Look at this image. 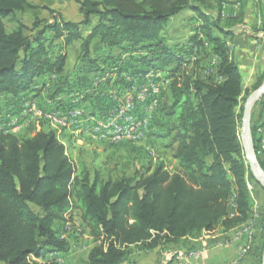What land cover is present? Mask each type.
Listing matches in <instances>:
<instances>
[{
	"label": "trees",
	"instance_id": "obj_1",
	"mask_svg": "<svg viewBox=\"0 0 264 264\" xmlns=\"http://www.w3.org/2000/svg\"><path fill=\"white\" fill-rule=\"evenodd\" d=\"M74 1L81 20L51 11V20L35 19L29 28L19 17L30 7L28 0H0V99L21 100L40 91L36 80L61 76L74 43L80 44L78 73L103 75L108 70L99 63L113 58H92V45L113 50L128 44L133 61L146 71L165 72L171 81L161 93L160 111L175 118L171 142L177 165L169 170L160 162L134 176H114L77 163L56 129L33 136L0 133V264H59L40 260L71 249L54 225L67 223L74 211L93 241L102 243L90 249L88 264H132L135 248L149 253L248 224L254 214L249 182L261 184L245 159L240 134L245 79L229 44L245 25L247 2L239 17L223 19L222 0L215 5L206 0ZM189 11L200 23L190 49L173 47L164 37L167 26ZM56 40L62 44L55 45ZM115 73L126 72L120 67ZM263 81L264 74L255 89ZM258 105L263 112L264 96ZM252 135L264 169L253 126ZM263 236L256 255L263 253Z\"/></svg>",
	"mask_w": 264,
	"mask_h": 264
},
{
	"label": "rangeland",
	"instance_id": "obj_2",
	"mask_svg": "<svg viewBox=\"0 0 264 264\" xmlns=\"http://www.w3.org/2000/svg\"><path fill=\"white\" fill-rule=\"evenodd\" d=\"M28 1L31 8L29 7L24 13L19 14V17L22 22L29 28L33 26L35 19L51 20V11H56L57 13L61 14L65 20L68 21L75 22L79 21L81 18L78 3L74 0ZM260 10L264 13V6H260ZM231 13L232 11L227 14L229 15ZM223 14L225 15L224 3L222 16H224ZM262 18L264 20V15H262ZM262 18L260 23L251 25L252 29L259 34L260 32L263 33V30L261 31L262 27H264V21L262 20ZM5 22L6 27L9 31L14 29V24L10 23L8 20H5ZM168 27L170 31H172L173 29L176 30L175 26L170 27L168 24ZM176 32L178 31L176 30ZM26 33L30 35L31 32L28 31ZM73 45H76V49L80 51L79 43H74ZM73 45L70 46L66 51L67 60H69L67 66L72 68L71 72H78L77 67L81 63L78 58L80 57V55H78V59L75 60L76 52L75 50L71 49ZM112 56L117 57L116 59H118V61L114 62L112 65L110 64L109 67H106L105 65V69L108 70H106L108 73L107 75H103L102 73H98L97 71L87 74L80 73V75H77V78L69 75L65 78H62V82L58 81L57 83L53 84H51L50 82L49 85L51 86V89L44 90V88L40 87V91L30 92L32 94H30L29 99L25 98L20 101V109L11 110L8 113H6L5 111V113H2L3 115H0L1 128L3 125V120L8 119L9 117L16 118L17 120L19 119L18 121L22 122L20 130L17 133H14L15 135L33 136L38 133V130L40 129V131L46 129L48 130L49 128L56 129L59 133L61 142L66 147L67 154L69 156H72V158L75 159L77 163L83 161L91 171L100 169L105 174H109L112 172L114 176H120L124 172L128 176H134L136 172L141 171L142 169H146L150 166L154 167L160 162L166 163L168 169L173 170L176 167L177 163L173 158L174 151L172 144L174 143L171 142L172 136H170V134H173L172 129L171 131L168 130L166 132L165 128L161 129L157 125L159 115H164L160 111L162 96L161 93L167 88L171 81L167 78L165 72H157L153 69L146 71V68L144 66H137L139 64L132 61V58V60L130 58H128V60H125L126 58H124L123 52L119 49L115 50V54L112 53ZM118 64L123 67L124 72L128 73H124L121 75L115 73L120 68ZM116 65L118 66L115 67ZM130 65H133L135 68H128ZM138 67V70L140 72L137 75H131L132 72L137 71L136 69ZM87 69L92 70L93 68H91V66H87ZM154 72L160 74H152ZM82 75H86V77ZM156 75H158L159 77H157ZM120 77H126L127 80L122 81ZM107 78H112L110 84L107 83ZM216 80L218 81L219 77L216 76ZM126 82L128 83L126 84ZM143 83H149L150 88L162 87L159 91L160 95H150L149 97H147L148 100L138 99L137 96L132 94L134 92L133 88L136 87V90H138L136 94H139V91L141 92L143 90V87L139 86L143 85ZM254 85L251 86L246 82V92L241 100V104L243 105V107H245L246 101L249 96L258 89H255ZM59 86L62 87V92L60 93H58L56 88ZM60 94L62 95L59 96ZM60 98L61 102L57 101ZM24 101L26 102L24 103ZM53 103H56L55 106L53 105ZM23 105H25V108H22ZM119 107H124L129 110L128 111L127 109H125V113H128L129 115V122L124 124V131H138V129H135L132 123L139 118L143 119L144 116L146 120H143L146 123V127L143 129V133L138 134L139 136L133 135L132 137L118 138V132H120L121 117L117 116L116 113H118ZM253 107L255 108V104ZM257 109L258 108H256L255 112L257 111ZM31 110H34L32 114L35 113L36 115H32L30 113ZM77 113L81 114L78 116H74V114L77 115ZM25 114L27 116L32 115L34 116V118L31 119V121L28 123L27 121L29 118H22V116H24ZM60 120H63V122H61ZM39 124H43L46 127L42 128V126ZM169 125L171 127V124ZM240 134L242 138V122ZM161 135L169 136L166 138H162ZM77 137H85L90 140L85 139L86 141H84V143L82 142V144L80 143L76 145L74 143V140H76ZM94 139H98V142H95ZM72 213L67 217L68 221H71L70 223H73L67 225V228L70 229V231H73L72 233H70L74 237L71 249L73 248V246L78 247L81 245V251L84 252L88 248H93L95 245H101V241L97 243L94 242L92 238L89 239L87 237H84L85 235H87V231L82 228L81 222H79L77 218L78 216H76L75 213L72 215ZM257 225L258 224L255 225V223H253V225H251L252 227L249 228V233L248 226L238 234H236L237 231H235L233 235L235 236L247 234L249 235V238H254L253 226ZM77 227L82 236H78V233L75 232V228ZM260 232L261 233H259L258 235L262 237L264 233L263 229H261ZM222 233L224 234L228 232H224L223 229H219L214 233L204 232L203 235L198 239H191L189 241H183L178 244L163 246L157 249L156 255L154 254L155 256H153L159 258L161 257L160 259L163 260L161 262H158L157 264H202V258L208 257L207 255H209L208 250L205 251V249L196 248L195 246H193V240L217 241L222 239V237H219ZM63 234H66L65 236L68 237L67 232ZM91 239L92 241H90ZM249 252L250 250L244 253L245 257ZM141 253L142 251L139 248H135L132 253V264H150L147 261H149V259L153 256L149 255L148 257H146ZM263 256L264 250L262 254H255L254 258L252 257V261L244 259L245 257L243 259L240 257L237 261H234L230 264H262ZM144 257L146 258L143 259Z\"/></svg>",
	"mask_w": 264,
	"mask_h": 264
},
{
	"label": "crops",
	"instance_id": "obj_3",
	"mask_svg": "<svg viewBox=\"0 0 264 264\" xmlns=\"http://www.w3.org/2000/svg\"><path fill=\"white\" fill-rule=\"evenodd\" d=\"M64 1H69V0H64ZM206 1L210 5H215L217 0H206ZM222 1L224 3V9H225V15L223 14L224 15L223 19L230 18V17H239L241 10H242V5L245 3V1L247 2L248 8L246 10V16L244 18L245 25L241 26L239 29L236 30L237 32L234 37L229 38V44L233 48L236 60L238 64L240 65L241 72L245 79V84L247 82L248 84L252 86L256 84L258 77L264 74V34H263L264 32L263 33L260 32L259 34L255 30H253L251 26V25H256L257 23L261 22L262 15H264V13L260 10V6H264V0H222ZM230 11H232V13L228 15L227 13H230ZM180 18H183V19H180ZM81 19H82V15H81L80 20ZM199 25L200 23L198 22L196 14L192 11L186 12L180 15L178 18L174 19L169 24L170 27L175 26L178 32H176L175 29L170 31L169 27L167 26L166 34L164 37L166 38V41L170 42L173 47H177V48L184 47V49L186 50L190 49V46H191L190 39L192 35L195 33V30ZM54 44L61 45L62 41L56 40ZM75 46L76 45H73L71 49L75 50L76 52L75 60H77L79 58L78 55H80V51H78ZM118 49L123 52L124 58H126L125 60H128V58L131 59L128 53V50L131 49V46L128 44H125L121 48L109 50L105 48L101 43L95 42L91 48V56L92 58H99L100 60H102L106 57H109V55L112 56V53L115 54V50H118ZM114 56H112L113 60L111 59V61L106 64L99 63L100 67L105 69L106 67H109L110 64L112 65L114 62L118 61V59H116L117 57H114ZM192 56L190 59L195 60L194 55ZM68 62L69 60H67L64 73L61 76H47V77L36 80L37 89H39L40 87L44 88V90L51 89V86L49 85L50 82L51 84L57 83L58 81L62 82V78H65L69 75L77 78V75H80V73H78L77 71L71 72L72 68L67 66ZM119 66L122 67L121 65ZM137 66H142V65L139 64ZM131 67L135 68L133 65H130L128 68H131ZM137 69H139V67ZM87 73L89 72H86V71L83 72V74H87ZM82 76L86 77V75H82ZM156 76L159 77L158 75ZM123 80L126 81L127 80L126 77H123ZM127 83L128 82H126V84ZM46 85H47V88H46ZM56 88H57V91L61 89L60 86ZM30 94L32 93L28 92L24 94L21 98L29 99ZM61 95L62 94H60L59 96ZM21 100H11L8 98H1L0 106L4 108L5 111L10 112L11 110L20 109ZM26 101H24V103ZM57 101L61 102V98L58 99ZM55 104L56 103H53L54 106ZM22 108H25V105H23ZM256 108L258 109L255 112ZM261 108H262L261 105H258L255 108L254 107L252 108L253 110L252 111V126L258 134V138L260 141L259 144L261 146V149L264 151V107H263V112ZM12 113H16V112H12ZM32 115L27 116L25 114L22 117L29 118L27 121L29 123L31 119L34 118V116ZM169 124H171L172 128L170 127ZM174 124H175L174 117H166L162 114L159 115L157 125L161 129L165 128L166 132L168 130L171 131L172 129V132H173ZM39 125H41L42 128L46 127L43 124H39ZM40 130L38 131L41 132ZM42 131H45V130H42ZM174 134L175 132H173L172 135L170 134V136L173 137ZM161 136L162 138H166L169 135H161ZM85 139L90 140L85 137L84 138L77 137L76 140H74V143L76 145L80 143L82 144V142L84 143V141H86ZM94 141L98 142V139H94ZM250 187H251L250 190L252 192V197L254 200V209H253L254 214H253L252 220H250L248 224L241 226L239 228H236L228 233H224V234L222 233L219 236V237H222L221 240H217V241L193 240V246H195L196 248L205 249V251L208 250L209 255H207L208 257L202 258V261H201L202 264H230L234 261H237L240 257L243 259L245 257V255L243 254V250L246 247H250L249 249L250 252L246 255L244 259L248 261H252V257L254 258V255L258 252V249H260L262 245V237H260L258 234L261 233L260 232L261 229H263V232H264V187L252 181L249 182V188ZM74 213L76 214V216H78L77 218L79 222H81L82 228L85 231H87L86 227L81 221L80 213L78 211H74L72 215ZM70 222L69 221L67 223L56 222L54 225V228L59 231V234L61 236L63 233L67 232L68 237L65 236L66 234H63V237L68 239L72 247L74 237L70 234V229L67 228V225L71 224ZM253 223H255V225L258 224L257 226H253L254 238H249L248 237L249 235L247 234H243V235L241 234V235H235V236L233 235L235 231H237L236 234H238L240 231L242 232L243 229H245V227H248V226H249L248 227V233H249L250 231L249 228L252 227L251 225H253ZM86 234L87 235H85L84 237H90L88 235V231L86 232ZM90 241H92V239ZM80 247L81 245L78 247L73 246V248L69 252H66V253L49 254L42 261H45V262L57 261L59 264H88V254L91 248H88L87 250L82 252L81 251L82 249ZM156 253H157V250L153 252H149V253L142 252L141 254L148 257L149 255L150 256H153L154 254L156 255ZM154 256L151 257L149 261L147 262H149L150 264H157L158 262L163 261L162 259H160L161 257L159 258V257H154ZM146 257H144L143 259H145Z\"/></svg>",
	"mask_w": 264,
	"mask_h": 264
},
{
	"label": "water",
	"instance_id": "obj_4",
	"mask_svg": "<svg viewBox=\"0 0 264 264\" xmlns=\"http://www.w3.org/2000/svg\"><path fill=\"white\" fill-rule=\"evenodd\" d=\"M263 96L264 83L257 90H255L246 101L242 117V145L244 149L245 159L254 178L261 184V186L264 187V169L259 161L252 135V108L256 102L260 101L263 98ZM262 264H264V256Z\"/></svg>",
	"mask_w": 264,
	"mask_h": 264
},
{
	"label": "built area",
	"instance_id": "obj_5",
	"mask_svg": "<svg viewBox=\"0 0 264 264\" xmlns=\"http://www.w3.org/2000/svg\"><path fill=\"white\" fill-rule=\"evenodd\" d=\"M155 74V73H152ZM139 87H143V94H136V87H135V92H133V94L135 96H137L138 99H147V97H149L150 95H153V91H160V88H150V84L149 83H143V85L139 86ZM148 100V99H147ZM30 102V101H29ZM28 102V103H29ZM125 109L124 107H119L118 108V113H116L117 116L121 117V124H120V133H119V137L118 138H124V137H132L133 135L135 136H139L138 134L143 133V129L146 127V123L143 120V123H141V131H134V132H125L124 131V124L129 122V115L128 113H125ZM128 110V109H127ZM129 111V110H128ZM76 114V113H75ZM74 114V115H75ZM81 113H77V115H80ZM133 114V113H132ZM139 114V113H137ZM143 115V113H142ZM13 118H9L8 119H4V120H12ZM64 119V118H62ZM143 119H145V117L143 116ZM66 120V119H64ZM146 120V119H145ZM61 122H63V120H60ZM66 122V121H65ZM110 123V122H108ZM107 123V124H108ZM21 126H22V122H21ZM2 131H7V130H1V126H0V132ZM73 224V223H71ZM73 231H70V233H72ZM75 232L78 233V236H82L80 234V232L78 231V227L75 228ZM87 238H91V237H87ZM250 249V247H246L243 250V254L246 253L248 250Z\"/></svg>",
	"mask_w": 264,
	"mask_h": 264
},
{
	"label": "bare ground",
	"instance_id": "obj_6",
	"mask_svg": "<svg viewBox=\"0 0 264 264\" xmlns=\"http://www.w3.org/2000/svg\"><path fill=\"white\" fill-rule=\"evenodd\" d=\"M149 79V78H148ZM152 86V85H151ZM152 88H155V87H152ZM159 88V87H158ZM142 90V89H141ZM133 91L135 92V88L133 89ZM138 90H136V93H137ZM143 90L140 92L139 91V94H143L142 93ZM160 92L159 91H153V96H156V95H160L159 94ZM133 94V93H132ZM147 100V99H146ZM144 103V102H143ZM148 103V102H147ZM36 109V108H35ZM34 110H31L30 113L32 114ZM35 114V113H33ZM36 115V114H35ZM74 116H78V115H74ZM23 118V117H22ZM19 120V119H18ZM16 118H13L12 120H3V125H2V128L1 130H7V131H2L0 133H17L20 128H21V122L18 121ZM6 121V122H5ZM2 123V122H1ZM117 123V122H116ZM141 123H143V119L142 118H139L138 120L134 121L132 123V125L135 127V129H138L141 130ZM119 125V124H118ZM128 125V124H127ZM107 127V126H106ZM110 127V126H108ZM105 128V127H104ZM62 129V128H61ZM116 129V128H115ZM132 129V128H131ZM109 130V129H108ZM132 132V131H131ZM120 133V132H118ZM109 134V133H108ZM112 135V134H111ZM113 136V135H112Z\"/></svg>",
	"mask_w": 264,
	"mask_h": 264
}]
</instances>
